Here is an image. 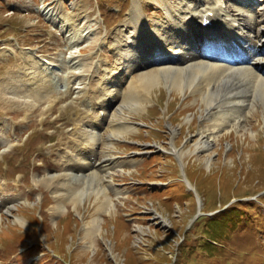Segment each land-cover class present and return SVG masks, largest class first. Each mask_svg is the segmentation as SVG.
<instances>
[{"label":"rangeland","instance_id":"obj_1","mask_svg":"<svg viewBox=\"0 0 264 264\" xmlns=\"http://www.w3.org/2000/svg\"><path fill=\"white\" fill-rule=\"evenodd\" d=\"M139 1L152 27L167 15V6H176L172 0ZM133 4L0 0V264H264L263 106L247 121L255 137L250 130L225 128L214 146L199 151L206 122L200 97L190 90L183 95L161 84L152 89L147 108L128 114L125 82L106 122L98 123L96 112L86 117L89 101L105 90L99 64L115 63L109 44L121 37L117 29ZM45 6L56 9L54 18L45 15ZM252 8L263 20L264 1L255 0ZM57 16L68 24L79 21L80 52H72ZM139 73L134 70L129 80ZM126 114L136 131L116 133L118 163L112 175H102L123 193L116 200L110 190L117 209L103 216L91 248L93 238L84 228L99 205L95 197L79 211L68 204V212L53 215L56 199L39 179L68 170L70 154L79 150L78 130L101 124L109 142L112 126L123 125ZM173 147L185 154L183 161ZM54 181L66 191L61 178Z\"/></svg>","mask_w":264,"mask_h":264},{"label":"bare ground","instance_id":"obj_2","mask_svg":"<svg viewBox=\"0 0 264 264\" xmlns=\"http://www.w3.org/2000/svg\"><path fill=\"white\" fill-rule=\"evenodd\" d=\"M226 1L230 2V6H227ZM247 1L172 0L176 6H167V15L162 20L155 21V26L152 27L140 11L142 4L139 0H134L128 18L117 29L121 37L117 38L115 45L109 44L116 55L115 63L111 67L103 62L99 64L106 79L103 82L105 90L101 92L102 98L94 97L93 101H89L91 112L86 117L94 116L96 112L98 123L106 122L116 107L117 95L125 82L128 87L124 99L126 105L130 104L128 114L147 108L146 103L152 97V89L165 84L171 91L179 89L186 95L185 91L190 90L200 97L203 104L201 119L205 120L206 127L200 130V141L196 144L198 151L214 146L225 128L237 132L252 131V127L247 128V121L249 117L252 118L257 106L264 107V19L258 20V16L254 14L252 2L255 0ZM61 3L66 10L65 3ZM55 12L53 7H44L47 17L54 18ZM210 12L213 13L212 17L208 15ZM206 17L214 22L213 26L203 25ZM55 22L69 35L73 45L72 52H80L77 48L78 35L75 34L79 21L76 19L68 24L64 16H57ZM121 40L124 43H120ZM74 59L79 63L77 57ZM48 69L52 76L55 71L47 67V72ZM134 70H140V73L138 77L129 80ZM93 77L90 78L91 82ZM13 95L17 93L13 92ZM24 103L35 110L36 106L28 98L24 99ZM103 111L106 116L102 120L100 116L104 114ZM262 112L264 124V111ZM193 119L190 118L189 122ZM123 123L118 127L112 126L109 142L104 140L101 124L96 123L90 129L78 130L76 134L80 138L77 141L79 150L70 154L68 170L62 174L49 175V180L39 179L40 183L51 189L56 199L53 215L68 212V204L79 211V205L95 197V203L99 205L84 228L86 236L93 238L91 248L95 245V236L101 235L103 216L106 213L111 215L117 209L110 190L116 194V200L123 193L115 189L114 185L108 184L103 177L112 175L111 170L118 163L119 157L113 151L115 140L118 139L116 133L126 131V134H130L136 131L127 114L126 122ZM252 134L255 137L253 131ZM103 142L107 149H100ZM81 143L83 147L80 146ZM101 152L102 158L99 159ZM173 152L183 161L185 154L182 151L173 147ZM75 163L76 166H73ZM56 178H61L65 192L59 190L60 183L56 185ZM13 208L11 206L8 211L11 212ZM17 220L23 222L21 218ZM161 221L162 224H167L164 218Z\"/></svg>","mask_w":264,"mask_h":264}]
</instances>
